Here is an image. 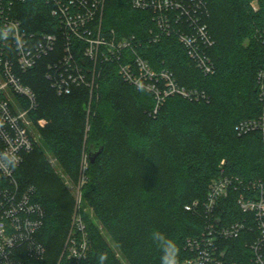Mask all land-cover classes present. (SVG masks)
<instances>
[{"label":"trees","instance_id":"trees-1","mask_svg":"<svg viewBox=\"0 0 264 264\" xmlns=\"http://www.w3.org/2000/svg\"><path fill=\"white\" fill-rule=\"evenodd\" d=\"M205 2L214 39L209 51L213 74L202 73L174 36L137 46L152 67L167 68L180 85L204 90L205 99L170 95L153 112V94L125 81L114 63L97 65L91 99L83 85L68 94L56 93L46 76L51 54L26 71L15 66L36 94L37 105L29 115L40 142L24 154L13 176L19 189L33 188V198L44 210L37 233L44 246L42 264L57 263L74 211L70 194L48 184L47 178L56 174L48 154L72 179L81 170L85 173L78 208L89 243L84 264H100L102 253L108 257L105 264H125L101 229L127 264H160L162 253L151 240V233L160 231L178 244L181 264L191 255L187 239H199L205 225L200 206L188 210L185 205L196 200L201 204L211 179L220 174L264 180L260 133L238 134L234 128L261 109L257 75L264 68V0ZM50 9L47 0H25L13 3L8 14L27 32L59 33ZM153 26L151 13L133 8L130 0H105L104 30L142 39ZM5 46L15 60L12 40ZM100 146L90 161L89 153ZM8 184L0 170V188ZM238 193L230 190L221 202L225 221L242 217ZM244 234L221 242L224 264H253Z\"/></svg>","mask_w":264,"mask_h":264},{"label":"built area","instance_id":"built-area-1","mask_svg":"<svg viewBox=\"0 0 264 264\" xmlns=\"http://www.w3.org/2000/svg\"><path fill=\"white\" fill-rule=\"evenodd\" d=\"M0 0V170L9 184L0 188V264H36L44 257V246L37 238L44 210L33 198V188L19 189L14 168L35 144L29 131L30 111L35 109L36 94L21 80L19 71L35 66L42 57L52 55L47 78L58 94H68L75 86H86L92 93L98 76L97 65L114 63L118 74L138 89L151 92L156 112L170 95L189 99H205L198 88L180 85L167 68H154L137 50L142 41L157 42L174 36L190 59L204 74H213L215 64L209 54L214 39L209 32L205 0H130L131 6L151 13V27L142 39L135 34H118L104 30L102 12L105 0H47L56 18L59 33L27 32L21 21L8 14L15 2ZM255 7L256 4H253ZM11 39L15 60L5 51ZM16 66V69H15ZM258 115L240 120L238 134L259 132L264 146V68L258 71ZM14 157L13 166L3 157ZM223 160L221 161V163ZM238 191L236 203L243 213L240 219L225 221L219 212L229 191ZM199 205L205 217L202 236L187 239L191 255L181 264H224L221 242L242 232L251 250L253 264H264V180H245L232 174L211 179L201 204L198 200L185 205ZM76 203L61 255L56 264H84L88 239L84 221Z\"/></svg>","mask_w":264,"mask_h":264},{"label":"rangeland","instance_id":"rangeland-1","mask_svg":"<svg viewBox=\"0 0 264 264\" xmlns=\"http://www.w3.org/2000/svg\"><path fill=\"white\" fill-rule=\"evenodd\" d=\"M253 4H256L255 1L253 2ZM92 93L90 92L89 94V99H91ZM28 128L30 133L32 134V136L34 137L35 143H39L40 142V135L36 129V127L34 126V123L32 121V119L30 118V121L28 123ZM88 153H84L83 159H82V166L85 165L86 162V158H87ZM48 158L50 163L52 164L53 168H54V172L56 174H52L51 176H49V178H47L48 181H50V183H48L49 185L53 184L55 186V188H60L61 192L63 194H67L69 193L70 196L72 197V200L74 202V206L75 204L81 203V190H82V184L84 179V171L81 170V172L79 173L77 179H72L68 174H66L64 172V170L61 168V166L58 164V162L55 160V158H53L50 154H48ZM57 175V176H56ZM89 214L90 217L93 218V213L91 212V210L87 209L86 210ZM104 237L108 240V242L110 243V245L113 247L114 251H115V255L120 258V260L127 264V262L125 261V258L122 256V252L120 251V249L117 246H113V243L110 239V237L108 236V234L106 233L105 229H101ZM36 264H42V262L37 261Z\"/></svg>","mask_w":264,"mask_h":264},{"label":"clouds","instance_id":"clouds-1","mask_svg":"<svg viewBox=\"0 0 264 264\" xmlns=\"http://www.w3.org/2000/svg\"><path fill=\"white\" fill-rule=\"evenodd\" d=\"M3 158L7 159L13 166L18 163L14 157L9 158L5 155ZM151 240L157 245L162 253L160 257V264H180V249L174 239L168 237L160 231H153L151 233ZM98 259L100 264H105V261L108 259L107 254H100Z\"/></svg>","mask_w":264,"mask_h":264},{"label":"water","instance_id":"water-1","mask_svg":"<svg viewBox=\"0 0 264 264\" xmlns=\"http://www.w3.org/2000/svg\"><path fill=\"white\" fill-rule=\"evenodd\" d=\"M101 149H102V146H100L96 151L89 153V159H90V161H94L95 160V157L101 151Z\"/></svg>","mask_w":264,"mask_h":264}]
</instances>
